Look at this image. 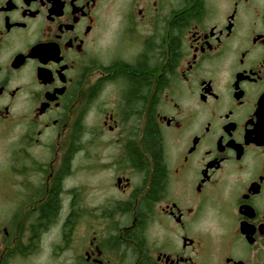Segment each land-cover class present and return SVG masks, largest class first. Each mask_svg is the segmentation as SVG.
Instances as JSON below:
<instances>
[{"label":"flooded vegetation","instance_id":"af4514ba","mask_svg":"<svg viewBox=\"0 0 264 264\" xmlns=\"http://www.w3.org/2000/svg\"><path fill=\"white\" fill-rule=\"evenodd\" d=\"M54 226L73 264H264V0H0V264Z\"/></svg>","mask_w":264,"mask_h":264},{"label":"rangeland","instance_id":"374dc122","mask_svg":"<svg viewBox=\"0 0 264 264\" xmlns=\"http://www.w3.org/2000/svg\"><path fill=\"white\" fill-rule=\"evenodd\" d=\"M74 178L79 184L86 183L88 181L85 164L81 163ZM56 229L58 228L54 226L52 230L44 237L45 245L44 251L42 253V264H73L77 253L72 248L70 243L65 244L63 247L62 242L59 240L58 231ZM67 232L70 233V230H67ZM58 244L62 245V247H58Z\"/></svg>","mask_w":264,"mask_h":264},{"label":"trees","instance_id":"16d2710c","mask_svg":"<svg viewBox=\"0 0 264 264\" xmlns=\"http://www.w3.org/2000/svg\"><path fill=\"white\" fill-rule=\"evenodd\" d=\"M129 80L132 82V86L134 88H138L146 84L147 79L144 74L140 73L139 77L129 76ZM145 145L155 151H159V147L157 146L156 138H146ZM56 203L54 201L50 202L48 205L43 207V215L53 214L55 211Z\"/></svg>","mask_w":264,"mask_h":264}]
</instances>
